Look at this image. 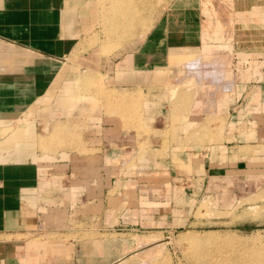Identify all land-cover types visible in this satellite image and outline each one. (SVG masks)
<instances>
[{
    "label": "crops",
    "instance_id": "obj_1",
    "mask_svg": "<svg viewBox=\"0 0 264 264\" xmlns=\"http://www.w3.org/2000/svg\"><path fill=\"white\" fill-rule=\"evenodd\" d=\"M102 1L0 0V130L11 129L0 139V264H31L28 247L34 241L32 233L41 224L56 227L68 223L73 215L87 224H100V231L119 225L128 229L138 222L149 227L158 222L157 213L168 223L163 232L196 222V211L221 171L231 166L239 171L248 165L250 157L242 155L240 147H255L264 154V39L258 38L255 50L246 47L247 40L257 34L254 29L264 23L259 10L263 0H167L149 30L147 22L141 34L102 58L100 71L109 73L108 86L157 87L167 70L172 71V63L198 64L200 55H185L186 51L206 46L204 53H229L226 45L216 49L208 45L215 23L222 37L241 38L232 41L231 53L241 77L249 75L248 71L253 77L237 81L240 93L236 100L246 102L238 116L252 120L234 133L237 154L227 155H237L235 159L226 158L224 164L205 159L190 176L177 177V194L183 201L176 207H172L176 197L168 180L154 184L124 169L120 154L124 133L115 115L101 113L87 119L84 127L76 129L82 131L77 133L79 137L75 133V143L70 146L54 149L51 139L45 143L56 128L54 121L47 127L48 123L35 116L37 104L49 93L68 56L99 26ZM90 79L79 77L82 83ZM225 86L219 84L215 93ZM200 90L198 83L196 93ZM253 121L254 139H240L245 132L239 130H249ZM179 183H187L183 191ZM154 185L159 189L154 190ZM62 260L71 258L53 253L45 263Z\"/></svg>",
    "mask_w": 264,
    "mask_h": 264
},
{
    "label": "rangeland",
    "instance_id": "obj_2",
    "mask_svg": "<svg viewBox=\"0 0 264 264\" xmlns=\"http://www.w3.org/2000/svg\"><path fill=\"white\" fill-rule=\"evenodd\" d=\"M166 3L167 0L102 1L99 26L84 45L68 56L49 93L37 104L35 116L48 123L47 127L54 121L56 129L46 132L44 140L47 143L51 139L54 149H58L75 143V133L79 137L77 133L82 131L76 129L84 127L87 119L101 113L115 115L123 127L120 154L124 169L154 184L168 180L163 183L170 192L174 190L172 207H176L183 201L177 194V177L190 176L205 159L224 164L226 158H236L237 155L228 157L229 152L237 154L234 133L252 120L238 116L243 114L246 102L236 100L240 93L236 84L253 74L248 71L249 75L241 77L242 71L235 66L232 41L241 38H232V34L222 37L215 23L212 34L209 31L208 45L212 49L226 45L229 53H204L206 46L186 51L185 55H200L198 64L184 60L172 63V71L167 70L157 87L108 86L109 73L100 71L102 58L141 34L147 22L149 30ZM261 3L259 10L264 18V0ZM256 28L257 34L247 40L250 51L257 48L254 43L258 38L264 39V23ZM80 76L92 80L82 83ZM219 84L226 86L215 93ZM254 125L253 121L249 130H239L245 132L240 139H254ZM10 130H0V139H5ZM239 152L250 157L248 165L239 171H234L235 166L221 171L196 211V222L163 232L168 223L160 218L162 213H157L158 222L149 227L138 222L128 229L119 225L100 231V224H87L73 215L68 223L56 227L41 224L32 233L34 241L28 247L31 264H51L45 260L53 253L71 258L56 264H110L123 256L124 260L113 264H264V154L251 146L240 147ZM184 185L179 183V189L183 191Z\"/></svg>",
    "mask_w": 264,
    "mask_h": 264
}]
</instances>
